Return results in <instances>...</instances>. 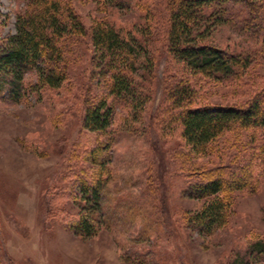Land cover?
I'll return each instance as SVG.
<instances>
[{
    "label": "rangeland",
    "instance_id": "374dc122",
    "mask_svg": "<svg viewBox=\"0 0 264 264\" xmlns=\"http://www.w3.org/2000/svg\"><path fill=\"white\" fill-rule=\"evenodd\" d=\"M29 1L0 0V40L15 32L16 16ZM66 2L87 28L104 18L121 34L137 36L151 0L131 9H104L96 0ZM156 12L154 19H161L163 7ZM154 32L149 51L155 64L148 70L139 58L133 98L108 97L114 114L106 131L83 126L86 102L107 92L105 77L92 75L86 37L60 44L67 69L60 87L37 85L31 70L24 75L23 97L12 100L7 90L0 95V264H264L247 252L249 243L264 238V163L253 166L256 189L224 194L229 208L220 227L207 233L188 219L211 200L189 188L201 168L238 173L231 160L264 140V130L235 129L193 153L171 119L178 109L165 106L167 87L187 82L196 92L191 105L243 107L264 85V55L244 73L215 81L173 60L164 29L159 25ZM209 40L229 51L253 46L230 25L212 29ZM256 151L264 162V151L251 153ZM90 174L101 180L93 208L81 206L73 187L79 175ZM78 215L91 218L92 234L69 227Z\"/></svg>",
    "mask_w": 264,
    "mask_h": 264
},
{
    "label": "trees",
    "instance_id": "16d2710c",
    "mask_svg": "<svg viewBox=\"0 0 264 264\" xmlns=\"http://www.w3.org/2000/svg\"><path fill=\"white\" fill-rule=\"evenodd\" d=\"M104 9L143 8L140 0H96ZM136 1V2H135ZM138 1V2H137ZM23 13L16 16V30L0 40V95L6 91L12 100L23 97L24 75L31 70L37 73V85L58 88L66 78V66L62 63L65 38H88L91 48L92 75L99 80L105 77L107 92L89 98L83 112V126L89 130L106 131L114 114V106L108 100L133 98L136 84L133 75L140 57L150 70L155 64L149 47L154 31L160 25L171 58L181 63L192 74H201L215 81L230 80L250 68L257 55H264V0H151L144 7L145 24L139 35H123L114 24L99 18L87 28L66 0H30ZM145 4V3H144ZM164 14L156 17L157 6ZM230 25L253 41V46L239 51H229L209 40L211 30ZM139 36V37H138ZM153 74L154 71H153ZM165 86L166 74L163 72ZM36 86V84H34ZM195 89L187 82L167 87L165 106L178 109L173 120L180 124V134L189 152L200 153L219 135L235 129L264 130V85L243 107L234 105L192 104ZM264 151V140L258 139L250 152L231 160L232 168L203 166L199 180L190 185L195 196L211 200L197 213L188 217L189 222L207 233L225 222L229 203L225 193L229 190L253 191L254 167L263 158L254 149ZM92 150L91 155H95ZM247 154V155H246ZM90 155V157H92ZM231 165V166H232ZM84 169V167H81ZM230 170V171H229ZM83 174V173H82ZM79 175L73 187L78 186L81 206L94 207L98 202L101 180ZM69 227L81 235L93 233L91 218L81 215L71 218ZM249 256L264 262V238L249 243Z\"/></svg>",
    "mask_w": 264,
    "mask_h": 264
}]
</instances>
